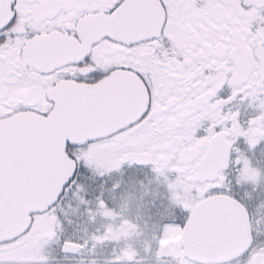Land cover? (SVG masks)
<instances>
[{
  "label": "snow or ice",
  "instance_id": "6c2138e0",
  "mask_svg": "<svg viewBox=\"0 0 264 264\" xmlns=\"http://www.w3.org/2000/svg\"><path fill=\"white\" fill-rule=\"evenodd\" d=\"M257 208L264 0H0V264H264Z\"/></svg>",
  "mask_w": 264,
  "mask_h": 264
},
{
  "label": "flooded vegetation",
  "instance_id": "af4514ba",
  "mask_svg": "<svg viewBox=\"0 0 264 264\" xmlns=\"http://www.w3.org/2000/svg\"><path fill=\"white\" fill-rule=\"evenodd\" d=\"M132 191H136L134 188L131 189ZM139 204V201H134L133 202V206H132V209H131V213L133 215L136 214L137 211H139L145 219L148 218V214H153L155 212H157V207H154L152 205V203L150 202V199H146L144 202H143V205L142 207H137V205ZM157 205H159V201H157ZM160 208L162 209L163 206L161 205ZM256 211L258 213H262L264 214V209H261V208H257ZM68 212L71 213L73 215V224L69 227L68 231H69V234H75L77 236H82L84 235V228L85 227H88L89 229H91L92 227H94L93 225H87L84 223V220L82 217H79V214L78 213H74L73 212V209L69 208L68 209ZM110 247V246H109ZM53 255H62L60 254L58 251L57 253L55 252V250H53L52 252Z\"/></svg>",
  "mask_w": 264,
  "mask_h": 264
},
{
  "label": "rangeland",
  "instance_id": "374dc122",
  "mask_svg": "<svg viewBox=\"0 0 264 264\" xmlns=\"http://www.w3.org/2000/svg\"><path fill=\"white\" fill-rule=\"evenodd\" d=\"M70 214V213H69ZM73 219V218H72Z\"/></svg>",
  "mask_w": 264,
  "mask_h": 264
}]
</instances>
